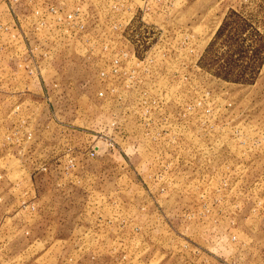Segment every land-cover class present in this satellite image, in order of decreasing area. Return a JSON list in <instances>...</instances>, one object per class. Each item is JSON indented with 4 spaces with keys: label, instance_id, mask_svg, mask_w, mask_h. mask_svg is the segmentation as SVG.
Returning <instances> with one entry per match:
<instances>
[{
    "label": "rangeland",
    "instance_id": "rangeland-1",
    "mask_svg": "<svg viewBox=\"0 0 264 264\" xmlns=\"http://www.w3.org/2000/svg\"><path fill=\"white\" fill-rule=\"evenodd\" d=\"M9 1L30 53L5 34L0 264H264V60L215 74L264 0Z\"/></svg>",
    "mask_w": 264,
    "mask_h": 264
},
{
    "label": "built area",
    "instance_id": "built-area-1",
    "mask_svg": "<svg viewBox=\"0 0 264 264\" xmlns=\"http://www.w3.org/2000/svg\"><path fill=\"white\" fill-rule=\"evenodd\" d=\"M4 4L6 5V8L4 10H0V44L1 46H7L8 43L3 40L5 37V34L11 35L12 38H15V41H13V50H16V55H29V45H28V35L27 32L20 27L18 24V10L17 7L14 5L13 2L9 0H2ZM58 11V6L54 4H48L43 9L41 8L39 11H36V13L40 14L41 19V26H44L45 29L52 27V23H49V18L56 15ZM80 9H76L74 11L68 12L65 14V24L72 28L74 25L78 26L79 30L85 29L86 24L84 22L79 23V16L81 14ZM9 15L10 19L6 20L5 16ZM3 35V36H2ZM13 40V39H11ZM23 42L25 45V48L22 49L21 46H18L19 43ZM18 47H21L18 49ZM32 51V50H31ZM33 58V56H31ZM18 59H21L18 57ZM120 59H116L114 61V72L117 71V67L119 66ZM24 66L23 63L20 64V67ZM25 68H29V73L36 76L35 71H33L32 67H29L28 65L24 66ZM37 74H39L37 72ZM36 78H39V76H36Z\"/></svg>",
    "mask_w": 264,
    "mask_h": 264
},
{
    "label": "trees",
    "instance_id": "trees-1",
    "mask_svg": "<svg viewBox=\"0 0 264 264\" xmlns=\"http://www.w3.org/2000/svg\"><path fill=\"white\" fill-rule=\"evenodd\" d=\"M231 13H236L233 10ZM227 25V22H224L218 29L214 40L210 43L209 47L207 48V51H209L217 38L222 35L225 27ZM261 39L256 41V45L253 44L251 46V57L248 58L245 62H239L235 59V54H237L240 57H244V47L243 45L240 46H235L233 43L229 44V51H232L233 53L230 54L228 58H226V61L222 64H219L217 66V71L215 72L216 75L219 77L227 80V81H235V82H250L252 79V71L254 73V70L258 68V66L261 64V62L264 60V56H261L260 54L263 52L264 53V41L261 43L259 41ZM235 48V51L233 49ZM207 52L203 55L202 59L204 60L206 58ZM239 69L241 70V73L234 76L230 72L231 70ZM248 73H250L249 76Z\"/></svg>",
    "mask_w": 264,
    "mask_h": 264
},
{
    "label": "crops",
    "instance_id": "crops-1",
    "mask_svg": "<svg viewBox=\"0 0 264 264\" xmlns=\"http://www.w3.org/2000/svg\"><path fill=\"white\" fill-rule=\"evenodd\" d=\"M11 158H13V157H12V155L9 153L8 155H6V158H4V159H11Z\"/></svg>",
    "mask_w": 264,
    "mask_h": 264
}]
</instances>
